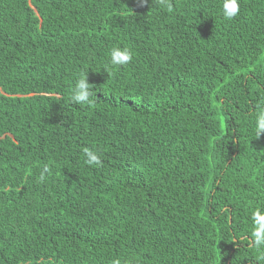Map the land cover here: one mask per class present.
<instances>
[{"label": "trees", "instance_id": "trees-1", "mask_svg": "<svg viewBox=\"0 0 264 264\" xmlns=\"http://www.w3.org/2000/svg\"><path fill=\"white\" fill-rule=\"evenodd\" d=\"M168 3L0 0V264H264V0Z\"/></svg>", "mask_w": 264, "mask_h": 264}, {"label": "clouds", "instance_id": "clouds-1", "mask_svg": "<svg viewBox=\"0 0 264 264\" xmlns=\"http://www.w3.org/2000/svg\"><path fill=\"white\" fill-rule=\"evenodd\" d=\"M141 4H146L148 0H140ZM161 6L168 7L171 10V4L168 0H157ZM240 11V0H223L222 3V15L225 19L231 20L239 14ZM133 59V54L131 49L128 47H114L110 52V64L113 67L123 66L130 63ZM72 95L70 97V102L80 105V104H91V97L94 94V89L92 84L87 80V72L80 76L74 87L71 90ZM264 134V107H262L256 115L255 119V135L259 138ZM85 156V163L89 166H101L102 159L98 152L90 150L88 148L83 149ZM48 171L45 167L44 172ZM44 172L40 175V180H44ZM252 220V231L250 234V239L255 245L257 250L264 249V206L256 208L251 213ZM261 258H264L262 256ZM113 264H121L119 259L113 261Z\"/></svg>", "mask_w": 264, "mask_h": 264}]
</instances>
